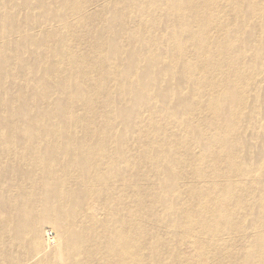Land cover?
Masks as SVG:
<instances>
[{"label": "bare ground", "instance_id": "6f19581e", "mask_svg": "<svg viewBox=\"0 0 264 264\" xmlns=\"http://www.w3.org/2000/svg\"><path fill=\"white\" fill-rule=\"evenodd\" d=\"M238 240L264 264V0H0V264Z\"/></svg>", "mask_w": 264, "mask_h": 264}, {"label": "rangeland", "instance_id": "374dc122", "mask_svg": "<svg viewBox=\"0 0 264 264\" xmlns=\"http://www.w3.org/2000/svg\"><path fill=\"white\" fill-rule=\"evenodd\" d=\"M220 2H221V4L223 3V1H220ZM27 3H33V0H27ZM219 15L222 16V17H224L226 20H229L230 19V16H231L228 13L227 14H224L223 12L219 13ZM241 15H242V17H246V16L249 17V15H251V12H249L248 14H245L244 12H242ZM40 34L41 33L39 32L37 34L38 35L37 37L41 36ZM212 36L213 37H217L216 34H214V33H212ZM12 39L13 38H9L8 41H11ZM136 180H138V178H136ZM6 186L7 187L9 186L8 181H6ZM121 199H122L123 203H126V202L131 203V199L129 198L128 195H124L123 198H121ZM111 209H114V208L111 207ZM109 210L110 209H108V208H104V204L103 203L102 204H99L98 211H97L98 218L99 219H104L105 218V215L108 213ZM233 244H234L233 254L230 255V256H228V257L225 256V259H224V261L226 262L225 264H229V261H230L231 257L234 256V255H235L234 258L237 257L236 259H240V256H239L238 252L236 253V248H238L240 245L246 244V242L245 241H239L238 240V241L232 242V245ZM257 249H260V247H257ZM203 258H204V260H203L204 261V264H216L217 263V260H213L212 261V258H211V255L210 254H207L206 257H203ZM236 259L233 261L232 264H239L240 261H238Z\"/></svg>", "mask_w": 264, "mask_h": 264}]
</instances>
